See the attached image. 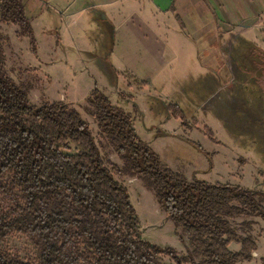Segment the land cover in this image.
Listing matches in <instances>:
<instances>
[{"label":"rangeland","instance_id":"1","mask_svg":"<svg viewBox=\"0 0 264 264\" xmlns=\"http://www.w3.org/2000/svg\"><path fill=\"white\" fill-rule=\"evenodd\" d=\"M154 1L22 0L35 52L31 38L17 25L0 21L6 70L32 103L62 101L75 108L89 123L109 167L123 163L83 109L94 87L131 115L138 136L172 170L188 179H218L264 191V125L250 106V91L255 96L257 91L247 73L236 69L246 61L240 57L246 56L247 43L227 35L221 47L219 38L202 37L197 28L176 30L175 25L196 19L180 17L181 0ZM157 5L174 11L160 12ZM260 30V38L248 37L264 49V28ZM211 48H218L213 59L207 57L216 53ZM255 78L264 88V72ZM177 111L181 117L172 115ZM115 178L129 190L144 238L175 250L179 237L171 221L161 219L153 192L139 178L131 183L126 175ZM245 219L253 222L257 248L241 263L264 264V221ZM0 244L11 255L36 264L38 251L27 235L10 233ZM160 259L175 264L168 257Z\"/></svg>","mask_w":264,"mask_h":264},{"label":"trees","instance_id":"2","mask_svg":"<svg viewBox=\"0 0 264 264\" xmlns=\"http://www.w3.org/2000/svg\"><path fill=\"white\" fill-rule=\"evenodd\" d=\"M0 21L17 25L31 38L35 52L22 0H0ZM246 43L248 52L240 57L246 61L238 60L236 69L250 77L257 91L256 96L250 91L251 110L264 125V88L255 83L256 74L263 76L264 50ZM83 109L121 167L108 166L89 123L75 108L62 101L37 105L29 100L6 70L0 39V242L13 232L27 235L38 251L36 264H163L161 256L175 264H239L251 259L257 240L252 220L245 218L264 221L262 189L188 179L172 170L138 136L131 115L97 87ZM172 115L181 117L178 111ZM245 118L250 120L247 114ZM116 174L139 178L153 192L184 243V254L142 236L128 189ZM231 242L240 249L231 251ZM0 264L31 263L0 244Z\"/></svg>","mask_w":264,"mask_h":264},{"label":"crops","instance_id":"3","mask_svg":"<svg viewBox=\"0 0 264 264\" xmlns=\"http://www.w3.org/2000/svg\"><path fill=\"white\" fill-rule=\"evenodd\" d=\"M117 1H126V0H113V1L105 0V2H110V3ZM169 1L170 0H162V1L160 0V3L161 2L169 3ZM148 2L154 3L155 1L148 0ZM157 6L158 7H156V9L159 10L160 12L169 13L171 11L170 9L171 7L169 5L167 7L166 6L159 7V5ZM179 8H180V17L188 18V19H196L197 21L195 20V22L193 23L182 24V26L179 27L178 25H175L176 30L185 31V29L197 28L199 34L202 37L206 35H210V36L213 35L214 36L213 38L215 40L216 38H219L220 40L219 45L221 47L225 45V36L227 35H231L232 37L237 35L239 37H242L246 42L250 43L252 41L251 43L255 44L256 42L253 41L252 39H249L248 36L255 35L257 38H260L261 37L260 29L264 28V0H181V5L179 6ZM211 49L216 53H213L211 55L212 57L210 56L211 54L210 53L209 56L207 57L213 59L217 57L218 48H211ZM200 61L202 62V60ZM216 169L217 168H215V163L213 161L211 171H215ZM129 180H131L130 181L131 183L132 181L136 180V177L129 176L128 179L126 180V183L129 182ZM215 181L221 182L218 179H216ZM141 184L144 185L142 181ZM235 185H240V184H235ZM242 187H246V186H242ZM159 211H160L159 213L161 219L167 223L169 220H166L164 218V214L161 211V209ZM174 236L176 235L174 234ZM174 244H175L174 246L176 247L174 246L173 247L175 248L176 251L180 252L181 254L185 253L184 243L180 239L178 240V242H175ZM228 248L231 251H238L240 249V245L238 243L231 242Z\"/></svg>","mask_w":264,"mask_h":264}]
</instances>
